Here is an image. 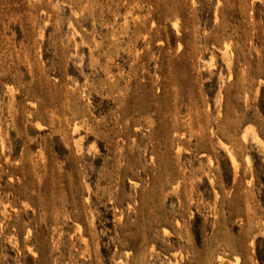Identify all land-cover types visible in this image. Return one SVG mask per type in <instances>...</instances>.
Returning <instances> with one entry per match:
<instances>
[{"label":"rangeland","instance_id":"374dc122","mask_svg":"<svg viewBox=\"0 0 264 264\" xmlns=\"http://www.w3.org/2000/svg\"><path fill=\"white\" fill-rule=\"evenodd\" d=\"M0 264H264V0H0Z\"/></svg>","mask_w":264,"mask_h":264},{"label":"bare ground","instance_id":"6f19581e","mask_svg":"<svg viewBox=\"0 0 264 264\" xmlns=\"http://www.w3.org/2000/svg\"><path fill=\"white\" fill-rule=\"evenodd\" d=\"M225 147V146H224Z\"/></svg>","mask_w":264,"mask_h":264}]
</instances>
